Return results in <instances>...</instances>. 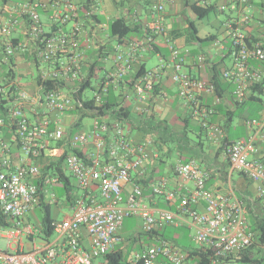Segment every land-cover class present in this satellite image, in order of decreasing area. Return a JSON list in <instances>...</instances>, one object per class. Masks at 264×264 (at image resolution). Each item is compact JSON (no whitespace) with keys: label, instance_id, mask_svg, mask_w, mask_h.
<instances>
[{"label":"built area","instance_id":"1","mask_svg":"<svg viewBox=\"0 0 264 264\" xmlns=\"http://www.w3.org/2000/svg\"><path fill=\"white\" fill-rule=\"evenodd\" d=\"M172 1L153 2L155 35L167 34L164 15ZM211 2L203 0L204 4ZM248 3L235 0L218 7L229 12L224 27L231 42L232 65L223 77L237 84L233 95L238 103L245 102L250 95L248 89L264 79V70L254 63L264 62V42L244 30L251 21L245 11ZM44 12L48 21L43 19ZM97 14L96 0H91L89 8L74 0H0V238L5 240V247L0 248V264H94L95 259L121 243L123 224L132 216L143 220L145 233L170 224L189 226L196 240L210 252L209 264H221L241 254L259 235L250 225L246 204L233 192L210 193V173L196 159L180 162L175 168L183 181L193 182L190 194L182 197L176 210L160 208L156 215L145 204L140 183H134L123 197L132 172L142 173L151 157L148 145L131 138L124 122L113 123L107 116L94 115L89 130L71 134L60 118L50 115L52 111L64 114L83 107L64 90L75 93L86 77L82 37ZM154 41V35L148 37L152 48ZM136 50L133 45L132 50L117 52L115 69L104 73L93 97L95 105L109 94L110 87H118L131 74ZM171 50L172 79L179 85V96L190 104L192 115L209 138L223 140V128L211 121L215 108L205 106L197 96L202 90L215 91V84L184 73V58L174 46ZM162 70L160 66L130 79V91L121 97L134 95L140 101L148 100ZM22 74L32 77L30 82H22ZM245 124L248 137L227 142L225 150L231 171L258 183L257 196L264 206V157L257 155L256 147L257 139L264 140V114L247 119ZM88 144L94 151L85 149ZM61 147L69 149L63 166L82 193L72 198V214L67 219L53 220L55 234L48 241L43 238V224L31 222L28 215L42 199L45 204L59 203L54 191L58 176L44 175L40 161H57L59 155L53 156L54 148ZM152 189L168 203L181 197L168 189L165 178L153 182ZM202 203L204 209H199ZM166 260L188 264L185 255L167 240L149 245L133 257L136 264H167Z\"/></svg>","mask_w":264,"mask_h":264},{"label":"crops","instance_id":"2","mask_svg":"<svg viewBox=\"0 0 264 264\" xmlns=\"http://www.w3.org/2000/svg\"><path fill=\"white\" fill-rule=\"evenodd\" d=\"M4 1L13 2L18 0ZM74 1L83 4L85 0ZM231 1L235 0H212L211 4L219 7L221 4L230 3ZM96 2L98 20L89 22L82 37V44L86 52L82 62L85 75L87 76L88 70L95 62L97 63L96 68L99 67V62H101L103 76L106 71H113L117 52L119 50H132L133 45L137 46V58L133 63L131 74L126 76L118 87H113L112 92L108 95L109 98H115L129 108L130 119L122 121L127 126L128 135L136 142H145L151 155L145 163L142 173L139 171L132 172V181L125 187L123 197L126 198L134 183H140L144 187V202L156 215L160 208L176 210L182 197L190 194L194 184L192 181H183L178 177L175 168L180 162L196 159L199 165L210 173L207 183V190L210 193L228 195L233 192L236 194L246 204L250 225L252 224V218L254 219V217L250 216H264V206L257 196L258 183L249 180L240 172H232L225 150L227 142L242 138L233 139L230 134L231 129L235 126L234 121L240 108L249 107V104L253 102H259L262 106L257 112V116L253 118L263 116L264 100L262 96H264V89L262 91L256 85L264 84V79L248 89L250 95L245 102L238 103L236 101L233 91L237 88V84L222 75L232 65L229 53L231 42L224 27L226 19L222 21L221 37L213 33L203 37L200 35V27L196 23L203 19H199L191 8L193 3L205 6L203 0H173L168 4L164 16L166 20L167 17L174 15V18H172L176 19V22L173 20L172 24L174 28H170L169 23L165 21L167 27H169L167 34L155 35L152 26L156 21L157 15L153 10V12H150L146 8L147 5L152 4V0H125L122 4H119L121 8L117 7V0H96ZM245 11L250 14L251 21L244 26V30L251 37L264 42V0H249ZM117 18L125 19L131 27L136 28V31L130 37L124 38L123 42H119L116 37H112L109 34V24ZM43 19L48 21V15L45 12ZM191 22L194 23L196 30L190 26ZM181 23L184 24L182 25ZM177 24H181L182 28L176 27ZM186 28L192 29L195 39L190 40L189 35L184 36L185 32L183 29ZM152 35H154L155 40L153 48L148 43V37ZM204 42L207 44H204ZM187 44H194V47H189ZM138 45L141 46L138 48ZM171 46L177 48L184 58V73L211 81L215 66L220 68L226 89L224 93L218 95L215 91L202 90L197 93V96L205 106H213L215 108L216 112L211 116V121L220 124L223 128L225 133L223 140L209 138L207 131L201 127L198 119L192 115L190 104L179 96V85L172 79ZM182 46L185 49H180ZM151 56L153 59L156 57L157 61L152 68H148L146 64ZM254 63L264 70V62L254 61ZM160 66L163 67V70L160 71V75L156 76L158 91H154L148 100L140 101L134 95L129 99L121 97L124 92L130 91L128 84L130 79H134L140 73ZM260 92L262 93L258 97ZM75 113L70 110L64 114L52 111L50 115L53 118H60L68 128H71L72 121L76 119L74 118ZM248 118L250 117H241L239 122L245 128L247 137L249 130L245 121ZM109 120H111L110 116ZM111 121L115 122L113 119ZM196 129L198 130L196 131ZM190 134H193L195 139L190 138ZM204 138L208 144L203 140ZM171 142L175 144L174 148L177 151L175 161L171 159L174 156V151L168 145ZM256 147L258 150L257 155L264 157V140L257 139ZM85 149L88 152L94 151L92 144H88ZM41 161L42 167L51 162L44 159ZM69 178V186L72 188L70 194L71 198H73L80 194L79 192H74V189H80L81 193L82 189L79 188L72 176ZM162 178L167 180L168 189L178 192L181 196L177 197L172 203L166 202L153 192L152 183ZM94 190L95 193H100L96 186H94ZM70 202L71 200L67 196L66 206L70 208L68 217L72 214ZM56 205L58 206V204ZM204 206L205 204L202 203L197 207L204 209ZM61 209L59 208L58 212H61ZM53 218L56 219L55 217ZM142 222L143 220L138 216L128 217L125 220L120 232L122 241L117 246L116 251H121L124 254L125 250L129 252L130 250H132L131 252L136 250L138 253L149 245L167 240L185 255L188 264H202L200 253L205 247L196 240L192 228L170 224L163 228H156L153 232L145 233L142 231ZM257 232L260 234L259 230ZM187 239H191L195 245L184 244ZM85 242L88 244L87 239ZM143 243H147V245H143ZM128 255V261L131 259V262L136 264L132 259L134 254L129 253ZM166 262L167 264H174L167 260ZM96 263L108 264L105 257L95 259L94 264ZM221 264H264V243L260 241L258 235V239L251 247L241 254L224 260Z\"/></svg>","mask_w":264,"mask_h":264},{"label":"trees","instance_id":"3","mask_svg":"<svg viewBox=\"0 0 264 264\" xmlns=\"http://www.w3.org/2000/svg\"><path fill=\"white\" fill-rule=\"evenodd\" d=\"M90 5H91V0L84 1L85 8H89ZM191 8L197 14V17L199 19H204L208 17L211 13L216 12L218 10L217 9L218 7H216L214 4H205V6H201L197 3H193L191 5ZM94 19L98 20V15H95ZM190 26L194 28V30H196L194 27V23L191 22ZM134 31H136V28L131 27V25L128 24L126 20L123 18H117L111 21L109 24V34L112 37H116L119 42H123L124 38L130 37ZM208 39H211V38H208ZM96 65L97 63L95 62L92 65V67H90V69L88 70L87 76L81 82L80 88L74 93L75 97L83 103V107L72 110L76 112L75 114L79 113L80 117L78 121L76 123L74 122L75 124L71 128H69L71 134L77 132L76 131L77 126L81 124L83 117L88 116V115L90 116H94V115L108 116L109 115L111 120L113 119L115 122L130 119L131 113H130L129 108L124 106L122 102L118 101L117 99L115 98L112 99L111 97L110 98L108 97L110 92H112L113 87H110L109 94L105 96L103 98V101L98 105H95L93 98H88V99L83 98V93L85 92V90L88 87H91V79L96 74V71H97ZM221 74L222 73H221L220 68L215 66L214 74H213L211 81L215 84L216 86L215 92L218 95H222L224 91L226 90L224 87L223 79L221 77L223 74L222 75ZM103 80L104 79L102 78V81ZM256 86H259L261 90L264 89L263 83L258 84ZM157 91L158 89L156 88L155 92ZM261 93L262 92H260L258 97H260ZM86 109H92L94 112L93 111L92 113L86 112L85 111ZM61 143L63 142H60L58 145L60 146ZM68 153H69V149L66 147H63V148L61 147V148H56V149L54 148L53 156L59 155L57 161L53 160L49 164L43 166L42 169H43L44 175L50 174V175L58 176V180H59L58 183H61V182L64 183L65 192L67 193L69 200H72L71 194H70V192L72 191V188H70L69 186L70 178L66 175L65 170H64L65 168L63 166ZM40 163L42 164V161H40ZM51 205H52L51 203L45 204L43 202V199L41 200L39 204V207H42L44 211V216L42 217V220H41V223L44 226L43 238L48 241L52 240L55 234L54 228L52 226V222L54 218L52 215ZM250 217H254V219L252 218L251 225L253 229L257 231L259 230L260 232L259 239L261 242L264 243V216L259 217V216L253 215ZM200 254H201V263L209 264L210 252L205 248L202 250V253ZM104 257L108 264H127V261L125 260L123 253L121 251H116V249L106 254Z\"/></svg>","mask_w":264,"mask_h":264},{"label":"rangeland","instance_id":"4","mask_svg":"<svg viewBox=\"0 0 264 264\" xmlns=\"http://www.w3.org/2000/svg\"><path fill=\"white\" fill-rule=\"evenodd\" d=\"M124 1L125 0H117V3H118L117 7L121 8V6L119 4H122ZM135 1H138V0H135ZM154 1L155 0H152V4L146 6V8L150 12L153 10V2ZM166 11H167V9H166ZM228 14H229V12H226V11L222 12L221 10H217L216 12L211 13L205 19H203L201 21H197L196 23L200 27V35L205 37L209 33H213V34L221 37L222 33L220 32V29L222 27V21H224L227 18ZM172 18H174V15L167 17L166 20H165V21H167L169 23V25H170L169 27L170 28H174V26L172 25L173 24V20H174V22H176V19H172ZM181 24H177L176 27L182 28V25L184 23L182 25ZM165 27L167 29L169 28V27H167L166 23H165ZM183 30L185 32L184 36L189 35L190 36L189 37L190 40L195 39V37H193V31H192L191 28L190 29L186 28V29H183ZM204 44H207V43L204 42ZM187 46L194 47V44H187ZM180 49H185V47L182 46V48H180ZM156 59H157L156 57H155V59H153L152 56H151L150 59L147 61V64H146L147 67L148 68H152L154 66V64L156 63V61H157ZM108 64H109V62H108ZM101 66H102V64H101V62H99V67L96 68L97 69L96 74L91 79V87H88L85 90V92L83 93V98L84 99L93 98L95 96V94H96V92L98 90V87L101 84L102 77H103V72H102ZM31 78L32 77L26 76L25 74L21 75V81L22 82H30ZM64 93L69 95L74 100L76 99L75 94H74V92L72 90L65 89ZM262 99L264 100V96H262ZM261 106H262L261 103L253 102V103L249 104V107L248 106H244V107L239 109L240 111L237 114L238 116L235 118V121H234V125L235 126L230 131L231 138H233V139H236V138H239V137L247 138V136H246L247 134L245 132V128L243 126H241V124L239 123L240 120H241V117L253 118V117L257 116V112L260 110ZM74 118H76V119H75V121H72L71 127L75 124L74 122L78 121L79 114H75ZM250 118H248V119H250ZM62 119L65 120L64 118H62ZM92 122H93V117L92 116L88 115V116L83 117L82 122H81L80 125L77 126L76 131L84 132L86 130H89L90 127H91ZM63 125L65 126L66 124L64 123ZM197 130L198 129H196V131ZM190 136H191L190 138L195 139V136L193 134H190ZM203 140L206 142V144H208V142L206 141L205 138ZM168 145L174 151V156H172V157L170 156V157H171L172 161H175V159H176L175 155H177L176 148H174L175 144L173 142H171ZM64 170H65V173H66L67 176H69V177L72 176L71 172L68 170V168L65 167ZM54 191L56 192V197L59 200V203H58V206L55 203H53L51 205L52 215L56 219L65 220V219L68 218V214L70 212V208H68L66 206L67 193L65 192V189H64V183L61 182V183L55 184ZM74 192L81 193V190L80 189H74ZM59 208H62L61 212L60 211L58 212ZM43 216H44V211H43L42 207H37V209L34 212V214L32 213V214L28 215V217L31 220V222H33V223H35L37 225H40L41 219H42ZM136 229H137V227H136ZM125 235H128V234H125ZM187 240H186V242L184 244H186V245H195V243L191 239H187ZM143 245H147V243H143ZM4 247H5V240L3 238H0V248H4ZM30 248H31V245L28 244V242H27L26 249L29 250ZM139 248H140V246H139ZM139 248H137V249H139ZM131 251L132 250H130V252L128 250H125L124 254H123L125 260L127 261V264H133L131 262V259H130V261H128V259H129V257H128L129 255L128 254L129 253H133L134 256H135L136 253H137L136 250H133V252H131ZM97 259H99V258H97ZM96 264H98V263H96Z\"/></svg>","mask_w":264,"mask_h":264}]
</instances>
